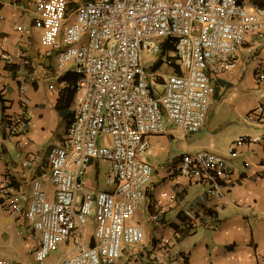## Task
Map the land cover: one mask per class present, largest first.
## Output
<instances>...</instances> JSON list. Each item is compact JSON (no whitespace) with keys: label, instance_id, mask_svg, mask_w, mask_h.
<instances>
[{"label":"built area","instance_id":"2783aa9c","mask_svg":"<svg viewBox=\"0 0 264 264\" xmlns=\"http://www.w3.org/2000/svg\"><path fill=\"white\" fill-rule=\"evenodd\" d=\"M0 5L26 9L17 0H0ZM262 15L264 7L250 10L239 0H33L29 22L38 29L41 45L54 54L53 77L67 69L73 74L72 80L61 79L48 88H69L75 98L63 141L43 156H22L23 169L42 159L28 191L14 184L10 167H4L0 180L1 208L39 233L33 264H46L49 253L71 240L57 264H120L123 246L142 243L144 227L133 214L154 172L143 159L152 146L147 136L167 126L182 134L195 132L204 124L213 93L211 75L234 65L245 34ZM13 28L25 31L21 24ZM170 37L172 50L163 62L172 71H145L142 53L159 52ZM0 51L4 66L34 67L22 50L10 53L0 46ZM254 77L264 81V62ZM36 79L27 77L32 83ZM17 93L18 110L5 125L11 134L30 125L23 75ZM242 120L264 126V101ZM253 142L249 136H237L228 146L229 155L237 156ZM230 159L205 149L180 152L174 164L162 168L172 181L152 202L149 227L157 225L163 200L166 205L177 201L180 178L202 185L206 198L223 205L232 186ZM98 160L109 165L106 189L87 185V169ZM90 227L92 241L84 236ZM152 258L160 264L186 261L184 254L174 257L165 241L155 246ZM0 264L22 263L0 259Z\"/></svg>","mask_w":264,"mask_h":264},{"label":"crops","instance_id":"0c3cea01","mask_svg":"<svg viewBox=\"0 0 264 264\" xmlns=\"http://www.w3.org/2000/svg\"><path fill=\"white\" fill-rule=\"evenodd\" d=\"M25 4L23 11H14L0 5V46L10 53L22 50L34 62V67L0 62V180L4 167H10L14 184L25 191L33 172L42 164L20 165L24 154L43 156L47 150L64 139L65 127L71 117L74 93L64 89H49L61 79L72 80L69 69L53 77L54 54L41 45L39 31L30 25L33 0H17ZM76 1V0H70ZM247 9L264 7V0H239ZM71 3L69 6H72ZM15 24L24 27V33L14 30ZM248 51L244 54V51ZM1 52V51H0ZM264 59V15L260 23L247 32L239 45L234 65L211 75L213 93L204 124L195 132L182 134L167 126L166 131L148 135L152 145L143 159L154 169L151 181L144 187V199L135 209L133 219L144 227V239L136 246H123L120 264H160L152 252L165 241L175 257L186 256L184 264H264V126H253L242 120V115L264 101V81L257 82L254 72L262 67ZM172 69L169 70L170 73ZM26 77L29 99L30 125L19 134L8 133L5 125L18 110L17 84L19 76ZM35 75V82L27 77ZM172 132V133H171ZM239 135L254 139L250 148L244 147L237 156L229 155L230 142ZM205 149L229 157L232 164V186L226 202L218 206L203 194V186L180 178L181 187L175 203L166 205L154 228L147 215L152 202L161 191L171 185L172 176L162 171L177 161L183 151ZM109 170V168H108ZM107 171L104 172L106 176ZM10 173V171H8ZM89 188L98 189V161L92 162L87 174ZM251 175V178H247ZM102 189H106L104 183ZM92 228L84 234L92 241ZM39 233L23 219L14 217L0 206V259L22 264H33V251L38 245ZM73 241L49 253L46 264H57Z\"/></svg>","mask_w":264,"mask_h":264},{"label":"rangeland","instance_id":"374dc122","mask_svg":"<svg viewBox=\"0 0 264 264\" xmlns=\"http://www.w3.org/2000/svg\"><path fill=\"white\" fill-rule=\"evenodd\" d=\"M163 58L159 52L156 53H146L143 52L142 53V66L144 68L145 71H150L153 68V71L158 74H165L167 72H169L170 68L165 66V63L163 62ZM159 59H162V62L158 65L155 66L156 63L158 62ZM216 153V152H215ZM220 154V153H218ZM109 168V165L107 163V161L105 160H98V184H97V188L98 189H102V187H104V179H105V175L104 172L107 171ZM91 176V174H87L86 177L87 179ZM89 180V179H88ZM93 227V226H91ZM92 232V231H91ZM59 249L55 250L54 252L56 254H58Z\"/></svg>","mask_w":264,"mask_h":264},{"label":"trees","instance_id":"16d2710c","mask_svg":"<svg viewBox=\"0 0 264 264\" xmlns=\"http://www.w3.org/2000/svg\"><path fill=\"white\" fill-rule=\"evenodd\" d=\"M172 40L173 39L170 37V38L165 39L161 43V48H160L159 53L162 57H168L169 56V53L172 50ZM161 62H162V59H159L155 66H158ZM66 90H71V89L66 88Z\"/></svg>","mask_w":264,"mask_h":264}]
</instances>
